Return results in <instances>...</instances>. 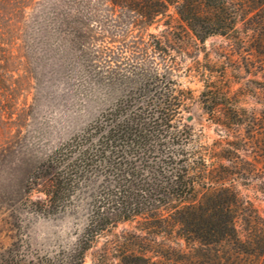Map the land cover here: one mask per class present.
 <instances>
[{
	"label": "rangeland",
	"instance_id": "1",
	"mask_svg": "<svg viewBox=\"0 0 264 264\" xmlns=\"http://www.w3.org/2000/svg\"><path fill=\"white\" fill-rule=\"evenodd\" d=\"M227 9L235 10L233 28L200 40L170 3L147 20L113 0H0V264H78L71 256L84 231L85 200L43 212L37 203L45 197V178L29 181L56 148L129 89L162 75L192 90L183 121L211 150H220L208 159L209 180L247 207L236 215L242 239L264 245L262 133H251L245 123H216L200 99L212 80L229 88L248 115L264 114V0H229ZM207 193L198 188L197 200ZM262 259L253 250L185 240L177 225L137 216L102 232L82 264Z\"/></svg>",
	"mask_w": 264,
	"mask_h": 264
},
{
	"label": "trees",
	"instance_id": "2",
	"mask_svg": "<svg viewBox=\"0 0 264 264\" xmlns=\"http://www.w3.org/2000/svg\"><path fill=\"white\" fill-rule=\"evenodd\" d=\"M113 1L138 10L147 20L173 4L200 40L228 32L235 20V10L227 9L229 0ZM204 86L200 99L211 119L226 127L245 123L251 133L261 132L264 156V114L248 115L229 88L212 80ZM192 98V90L173 78L149 79L69 137L33 172L30 185L45 178L41 187L45 197L37 209L51 213L77 200L86 202L84 231L71 256L74 263L82 264L95 239L115 222L145 216L159 226L177 225L185 240L258 252L264 264L263 243L242 239L236 225L237 213L247 207L239 205L231 191L218 192L220 188L209 180L208 159L211 153L218 157L220 150H211L201 133L183 121ZM198 188L212 193L199 201ZM4 264L22 262L12 259Z\"/></svg>",
	"mask_w": 264,
	"mask_h": 264
}]
</instances>
